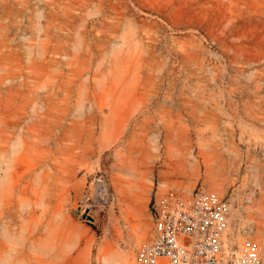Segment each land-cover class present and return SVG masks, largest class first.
Listing matches in <instances>:
<instances>
[{"label": "rangeland", "instance_id": "rangeland-1", "mask_svg": "<svg viewBox=\"0 0 264 264\" xmlns=\"http://www.w3.org/2000/svg\"><path fill=\"white\" fill-rule=\"evenodd\" d=\"M173 189L264 252V0H0V249L31 232L40 264H137Z\"/></svg>", "mask_w": 264, "mask_h": 264}, {"label": "built area", "instance_id": "built-area-1", "mask_svg": "<svg viewBox=\"0 0 264 264\" xmlns=\"http://www.w3.org/2000/svg\"><path fill=\"white\" fill-rule=\"evenodd\" d=\"M225 203L200 189L170 190L152 203L150 238L137 264H264L255 247L235 254L225 244Z\"/></svg>", "mask_w": 264, "mask_h": 264}, {"label": "bare ground", "instance_id": "bare-ground-1", "mask_svg": "<svg viewBox=\"0 0 264 264\" xmlns=\"http://www.w3.org/2000/svg\"><path fill=\"white\" fill-rule=\"evenodd\" d=\"M253 81H255V80H253ZM258 82H259V80H258ZM167 149H168V147H167ZM201 156L204 157V154L202 151H201ZM126 160H127L126 158L123 159L124 164L126 163ZM168 160H169V162H167L165 160L163 163L165 170H161V171L164 174L168 172V169L172 170L173 172L174 171H180L181 169H184V165L181 162L180 157H178V159L174 161V160H171L170 156H168ZM194 170H196V172H194V174L193 173L192 174L197 176L198 175L197 166L194 167ZM210 172H211V169L209 166H207V168L204 171L205 176H208ZM43 173H45V172H43ZM12 175H14V174H12ZM101 188H102V186H101ZM0 195H2V198L4 197L3 193H0ZM45 198H46V195L44 196V195H42V193H39L37 200L39 201V203L41 205H45V204H47V202L45 201ZM147 230H148L147 225L146 226L143 225L141 227V233L136 236V243H140V242L142 243L145 240ZM21 240H23L21 243L17 242L15 246H12L9 249H8V247L0 249V264H40V263L45 262V260L40 255H37V254L39 253V254L47 255L49 249L47 247H45L46 244L45 245L43 244L44 246L40 245L39 241H37V234H33V233L29 232L25 236H23ZM24 243H28L30 245V247L33 248L34 254L26 252L25 247L20 246V245H23ZM229 243L232 244L231 242H229ZM103 264H134L133 254L130 251L128 253L115 252L112 255L111 254L104 255L103 256Z\"/></svg>", "mask_w": 264, "mask_h": 264}]
</instances>
